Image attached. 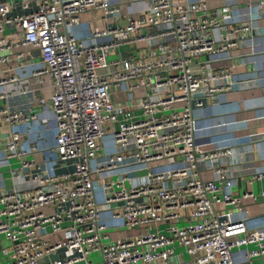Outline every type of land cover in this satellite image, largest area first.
I'll use <instances>...</instances> for the list:
<instances>
[{"label": "built area", "instance_id": "2783aa9c", "mask_svg": "<svg viewBox=\"0 0 264 264\" xmlns=\"http://www.w3.org/2000/svg\"><path fill=\"white\" fill-rule=\"evenodd\" d=\"M208 1L0 0V67L21 72H1L0 99L25 78L51 91L35 114L0 110L10 128L0 152L14 182L0 194L1 264H237V252L264 260V230L218 215L256 199L231 193L233 150L195 145L196 112L251 86L234 81L232 67L200 59L240 48L257 30L229 25V7ZM89 11L103 23L83 44L74 29ZM109 19L126 25L112 30ZM112 33L122 38L106 40ZM137 44L146 55L114 57ZM48 114L52 148L22 144L15 126ZM56 166L70 169L56 174ZM259 196L264 203V190ZM125 231L133 234L113 236Z\"/></svg>", "mask_w": 264, "mask_h": 264}, {"label": "crops", "instance_id": "0c3cea01", "mask_svg": "<svg viewBox=\"0 0 264 264\" xmlns=\"http://www.w3.org/2000/svg\"><path fill=\"white\" fill-rule=\"evenodd\" d=\"M208 3L211 9L221 6L229 7L232 12L229 15V25L248 23L257 30L240 48L217 59L204 57V61L211 68L232 67L233 80L248 82L251 86L246 85L245 88H240L237 84L230 93L218 98V106L207 107L196 112L194 116L195 145L208 150L221 147H229L233 150L232 157L228 159L230 164L228 175L233 183L231 193L238 196L250 191L256 199L243 202L240 208L227 206L219 211L218 215L233 221L246 219L245 224L248 229L264 230V203L259 196V193L264 190V177L258 181H251L253 175L264 172V0H209ZM142 7L145 5L141 3L135 5L136 10ZM137 11L134 10V14ZM99 19L98 13L93 11L83 15L80 25L74 29L75 37L83 44H90L92 32L102 28L103 22ZM109 21L107 24L112 25L110 26L112 30L122 29L126 25V21L122 19L118 22L114 19ZM121 36L122 34L112 33L106 40H116L117 37L121 39ZM145 47L144 44L128 46L127 50H116L114 57L124 56L128 53L127 51H134L139 56L146 55L143 54ZM111 58L112 55H110ZM34 62L39 64L38 58H35ZM37 64L26 70L27 75L29 71L36 69ZM15 65L16 63L11 62L5 67H0V76H4L1 75L4 69H7L9 76H21V72L14 71ZM27 79L25 78L21 85L17 83L13 87L6 88L8 94L6 98L0 99V110L23 107L24 112L28 114L39 111L37 99L42 96L47 97L51 91L49 88L39 89L35 85L36 79L32 80L35 87L32 84L29 85ZM15 127L14 130L21 135L24 145L33 143L40 151H48L54 145L56 131L52 114L46 117L39 116L31 124L21 123ZM9 129V124L0 118V148L9 136ZM35 158L37 162L45 165L46 160L40 153ZM5 162L0 152V194L14 185V182L10 181V175L4 178L5 164H7ZM8 164L10 167L17 166L16 163ZM66 169L70 168L61 167L57 173H63ZM126 235L132 234L123 232L115 233L113 236L118 238ZM252 248L254 247L249 246L247 250ZM234 256L237 264H264L263 259L244 261L243 252H237Z\"/></svg>", "mask_w": 264, "mask_h": 264}, {"label": "rangeland", "instance_id": "374dc122", "mask_svg": "<svg viewBox=\"0 0 264 264\" xmlns=\"http://www.w3.org/2000/svg\"><path fill=\"white\" fill-rule=\"evenodd\" d=\"M200 61H204V58H201L200 59ZM27 161L28 162H30L31 161V158L29 157L28 159H27ZM17 164V166L16 165H13V164H15V163ZM10 163L13 165V166H11V170H13V169H19V167H20V164L17 162V161H14V160H11L10 161ZM59 166H61V165H59ZM59 166H56V174H58L57 173V170H60V168L61 167H59ZM10 175V172L7 170V168L4 170V178H7L8 176ZM164 228H161L160 230H163ZM127 234H133V233H131V232H129V231H125ZM3 246H4V248L5 247H7V243L4 241V239H3ZM90 259L92 260V261H94V263H98V262H100V257H99V255H97V254H93L91 257H90Z\"/></svg>", "mask_w": 264, "mask_h": 264}]
</instances>
